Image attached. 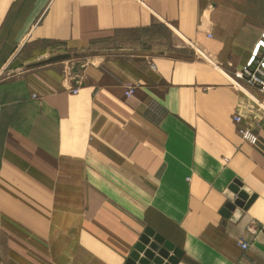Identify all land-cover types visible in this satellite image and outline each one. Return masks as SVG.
I'll use <instances>...</instances> for the list:
<instances>
[{
    "label": "crops",
    "instance_id": "crops-1",
    "mask_svg": "<svg viewBox=\"0 0 264 264\" xmlns=\"http://www.w3.org/2000/svg\"><path fill=\"white\" fill-rule=\"evenodd\" d=\"M158 29L175 52L149 50ZM263 31L264 0H0V229L33 204L88 264H124L145 229L176 264H264V92L233 77ZM233 183L254 198L231 219Z\"/></svg>",
    "mask_w": 264,
    "mask_h": 264
},
{
    "label": "rangeland",
    "instance_id": "rangeland-1",
    "mask_svg": "<svg viewBox=\"0 0 264 264\" xmlns=\"http://www.w3.org/2000/svg\"><path fill=\"white\" fill-rule=\"evenodd\" d=\"M158 32L156 41L147 44L149 50L175 52L173 45L177 44L172 37L160 29ZM28 209L27 221L31 226L0 229V264H88L89 252L85 245L67 243L66 240L52 242L56 240L57 228L36 226L41 223L49 225L51 213L35 211L33 204L28 205ZM62 232L60 229V237L66 235Z\"/></svg>",
    "mask_w": 264,
    "mask_h": 264
},
{
    "label": "water",
    "instance_id": "water-1",
    "mask_svg": "<svg viewBox=\"0 0 264 264\" xmlns=\"http://www.w3.org/2000/svg\"><path fill=\"white\" fill-rule=\"evenodd\" d=\"M78 57L79 56L76 54H57L38 61L33 65L41 66ZM82 67L83 65L75 63L71 68V73L76 76L73 81L75 87L79 86L77 75ZM228 189L235 194V198L234 200L229 199L228 194L226 193L228 201L225 203L220 213L224 217H229L230 214L233 213L231 219H234L240 216V210L247 209L252 202L254 195L248 196L244 191L239 189L237 183L231 184ZM234 213H238V216ZM257 239L264 243V227L259 232ZM180 256L181 252L171 243L165 241L161 236L154 234L150 229H145L124 264H176Z\"/></svg>",
    "mask_w": 264,
    "mask_h": 264
},
{
    "label": "built area",
    "instance_id": "built-area-1",
    "mask_svg": "<svg viewBox=\"0 0 264 264\" xmlns=\"http://www.w3.org/2000/svg\"><path fill=\"white\" fill-rule=\"evenodd\" d=\"M233 77L236 81L243 83L246 86L255 87L259 93L264 92V31L261 33L260 39L254 44L245 64L233 73ZM78 91L79 88L75 87L70 90V93L74 95L77 94ZM132 93L133 88L127 86L124 95L129 97ZM148 110L155 116H160V113L155 106L149 105ZM232 120L234 123L240 125L237 129L239 136L250 145H255L257 142V136L254 128L245 126L242 123L241 117L237 114L232 116ZM240 247L246 249L247 246L246 244H241Z\"/></svg>",
    "mask_w": 264,
    "mask_h": 264
},
{
    "label": "clouds",
    "instance_id": "clouds-1",
    "mask_svg": "<svg viewBox=\"0 0 264 264\" xmlns=\"http://www.w3.org/2000/svg\"><path fill=\"white\" fill-rule=\"evenodd\" d=\"M225 192L228 194L229 199L234 200L235 194H233L231 191H229V189H225ZM234 214L238 216V213H234Z\"/></svg>",
    "mask_w": 264,
    "mask_h": 264
},
{
    "label": "bare ground",
    "instance_id": "bare-ground-1",
    "mask_svg": "<svg viewBox=\"0 0 264 264\" xmlns=\"http://www.w3.org/2000/svg\"><path fill=\"white\" fill-rule=\"evenodd\" d=\"M257 42V41H256ZM254 46V45H253Z\"/></svg>",
    "mask_w": 264,
    "mask_h": 264
}]
</instances>
